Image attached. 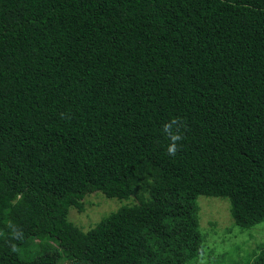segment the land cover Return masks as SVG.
<instances>
[{"label":"trees","instance_id":"1","mask_svg":"<svg viewBox=\"0 0 264 264\" xmlns=\"http://www.w3.org/2000/svg\"><path fill=\"white\" fill-rule=\"evenodd\" d=\"M199 196L264 222V0H0V264H191Z\"/></svg>","mask_w":264,"mask_h":264},{"label":"rangeland","instance_id":"2","mask_svg":"<svg viewBox=\"0 0 264 264\" xmlns=\"http://www.w3.org/2000/svg\"><path fill=\"white\" fill-rule=\"evenodd\" d=\"M131 199H111L101 192L88 194L84 199V210L79 212L71 208L69 220L88 231L110 214L130 205ZM197 205L206 245L200 258L191 264H244L248 258L249 264H255L254 258L264 245V222L242 231L234 223L227 199L199 196ZM63 264L70 263L65 261Z\"/></svg>","mask_w":264,"mask_h":264},{"label":"clouds","instance_id":"3","mask_svg":"<svg viewBox=\"0 0 264 264\" xmlns=\"http://www.w3.org/2000/svg\"><path fill=\"white\" fill-rule=\"evenodd\" d=\"M173 123H175V121H173ZM170 129H171V125H167L165 127V130L169 132V134L171 135V139L173 141V144L170 145L168 151H169V154L174 155L175 151H176L175 141L180 140L181 137L179 135H172L171 132H170Z\"/></svg>","mask_w":264,"mask_h":264}]
</instances>
